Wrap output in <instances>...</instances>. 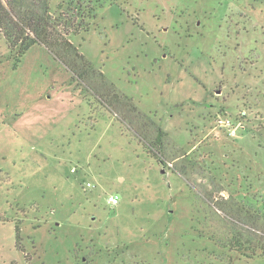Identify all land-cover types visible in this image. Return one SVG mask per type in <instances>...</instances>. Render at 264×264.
Segmentation results:
<instances>
[{"label":"rangeland","instance_id":"374dc122","mask_svg":"<svg viewBox=\"0 0 264 264\" xmlns=\"http://www.w3.org/2000/svg\"><path fill=\"white\" fill-rule=\"evenodd\" d=\"M48 2L95 88L155 116L165 165L132 108L83 96L42 46L15 69L0 34V264H264V0Z\"/></svg>","mask_w":264,"mask_h":264},{"label":"trees","instance_id":"16d2710c","mask_svg":"<svg viewBox=\"0 0 264 264\" xmlns=\"http://www.w3.org/2000/svg\"><path fill=\"white\" fill-rule=\"evenodd\" d=\"M0 34L5 40L11 56L15 58V69L32 47L42 46L49 51L55 60L65 66L67 71L72 73V83L76 84V90L81 88L83 96L87 91L92 96L94 95L107 110L118 116L117 112L120 110L118 109L120 105L122 108H132V111L127 109L136 114L135 119L130 123L124 117L122 118L123 121H127L134 128L136 139L140 144H143L148 154L165 165L162 158L164 157V140L168 135L156 124L155 116L151 117L149 114L140 113L135 106V100L118 93L114 85L104 90L95 88L98 82L96 80L99 79L102 87L105 86V76L94 69L93 64L89 63L87 57L80 53L65 35L57 31L51 17L48 0H0ZM93 75H95V82L93 79L91 80ZM89 80L92 82L89 83ZM136 124L140 125V130ZM149 128L156 129V137L147 135ZM189 163L191 164V162ZM182 173L184 176L187 175L186 171ZM234 207L231 206L230 209H227L231 218L237 219L243 215L255 218L257 214L256 212L251 214L252 212L245 208L240 210L238 205L236 209ZM220 208L226 210L224 207ZM229 210L235 211V213H231ZM17 237L19 240L20 235L18 234ZM232 245L236 251H239L236 248H241L244 244L240 238L236 237Z\"/></svg>","mask_w":264,"mask_h":264},{"label":"built area","instance_id":"2783aa9c","mask_svg":"<svg viewBox=\"0 0 264 264\" xmlns=\"http://www.w3.org/2000/svg\"><path fill=\"white\" fill-rule=\"evenodd\" d=\"M239 126L244 127L242 123H238ZM222 126L228 130L230 134H235L236 133V125L235 123L230 119L227 118L226 120L222 121ZM94 188V185L91 182H88L86 184V189H92ZM108 202L110 205H118L120 202V198L118 195H111L108 198Z\"/></svg>","mask_w":264,"mask_h":264}]
</instances>
